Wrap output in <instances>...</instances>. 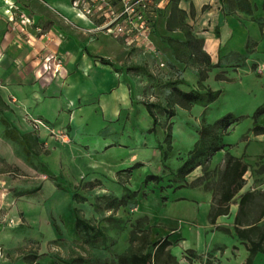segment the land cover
Wrapping results in <instances>:
<instances>
[{
	"label": "crops",
	"instance_id": "obj_1",
	"mask_svg": "<svg viewBox=\"0 0 264 264\" xmlns=\"http://www.w3.org/2000/svg\"><path fill=\"white\" fill-rule=\"evenodd\" d=\"M158 1L162 8L152 38L166 47V60L160 54L125 45L100 28L101 19L84 15L72 0H0V264H56L53 259L44 261V242L59 238L55 226L59 224L54 220L58 217L71 213L74 228L75 202L73 194L60 190L56 181L42 178L47 172L58 176L62 166L71 167L72 140L87 135L90 124L104 132L102 146L116 142L132 145L139 130L123 134L121 123L138 122V91L143 87L154 90L164 86L166 97L143 101L167 107L169 81L181 79L180 89L202 91L221 90L213 83L231 80L225 75L231 70L241 74L240 82L246 74L255 80L256 75L264 77V0ZM51 53L63 58L61 73L41 77L44 58ZM161 60L166 63L163 71L180 73V77H160ZM134 67L147 72L143 75ZM198 107L194 104L190 110ZM145 111L151 120L146 132L154 138L157 130L149 131L153 118L146 107ZM35 120L44 125H35ZM69 138L71 141H66ZM256 143L260 147L252 154L249 148ZM245 146V159H256L264 152V134L251 131ZM64 151L68 153L61 158ZM220 152L230 153L228 149ZM135 163L143 165L140 159ZM101 164L106 163L90 162L88 168L97 169ZM94 179L88 185L99 183L100 178ZM245 193L244 185L229 202L228 212L218 215L214 223L209 214L219 195L215 202L212 195H201L196 210L205 217L202 223L191 221L190 237L156 219L151 225L172 244L182 240L176 247L191 251L188 264H245L247 241L235 232L236 226L246 229L252 222L246 223V204L240 209ZM175 200L189 202L184 194ZM263 221L264 216L253 239L263 232ZM176 234L179 238L170 237ZM224 237L232 240L225 243Z\"/></svg>",
	"mask_w": 264,
	"mask_h": 264
},
{
	"label": "rangeland",
	"instance_id": "obj_2",
	"mask_svg": "<svg viewBox=\"0 0 264 264\" xmlns=\"http://www.w3.org/2000/svg\"><path fill=\"white\" fill-rule=\"evenodd\" d=\"M157 42L155 44L158 46L160 55L166 60V47L161 45V41ZM225 75L231 80L214 81L213 83L216 89L222 90V94L211 103V107L200 105L201 107L197 110L188 111L177 107L174 109L175 114L171 116L165 115L163 110L156 109L160 124L156 127L157 135L154 138L152 134L146 132V128L151 126V120L147 116L143 100H151L152 97L161 99L166 97L164 86L154 90L144 87L140 89L138 91V95L141 96L138 122L126 120L121 123L123 134L129 133L131 129L134 132L138 128L139 136L134 139L133 146L117 142L102 146L101 133L104 132H100L98 126L94 124L88 127L87 135L72 140V152L69 151L72 165L69 169L62 166L57 172L61 178L54 181L58 186L67 188L65 191L71 194L77 188L80 195L78 200L74 201L75 206L85 219L101 228L108 239L104 241L94 232L79 233L75 222L72 229L71 213H67L63 218L54 219L59 224L60 232L56 230L60 234L58 239L48 241L46 244L44 242V247L47 248V252L44 249L43 253L44 261L53 259L56 264H64L62 260L82 256L86 260L103 264L106 259L112 258L115 254L126 253L130 249L144 252L149 248L154 251L149 241L155 242L163 237V234L156 232L155 226L151 225L153 219L175 226L181 229L179 231L182 236L190 237L188 230L192 220L202 223L205 217L202 212L196 210L197 204L202 202L200 196L212 195V202H215L214 199L219 195L218 180L224 167L225 157L223 156L225 154L218 151L207 166H198L187 175L185 186L187 189L183 187L173 189L176 181L172 174L164 169L163 162L159 160L157 144L162 143L163 151L167 153L165 163L175 171L184 162L198 138L202 120L213 123L228 112H233L235 115L246 114V117L239 123L230 126L223 141L228 144L226 146L228 151L232 155L240 156L247 165L245 188L246 191H253L255 196L246 205V223L258 217L264 205V161L262 159L264 152L256 159L246 160L245 145L254 125L252 114L259 105L264 103V77L256 75L255 80L252 79L253 75L246 74L245 79L240 82L241 74L234 70ZM206 83L209 84L211 81H206ZM167 124L171 127V149L167 146ZM261 124H264V119ZM126 140L129 142V139ZM66 141L71 140L69 138ZM259 147L260 145L256 143L249 148V151L253 154ZM227 149L224 148L225 151ZM66 153L68 152L64 151L60 157L65 158ZM132 158L134 162H131ZM137 159L142 160L143 165L135 167ZM101 160L106 164H101L102 166L97 169L88 168L90 162L93 164ZM149 173L162 174L163 181L157 185L152 182L144 183V178ZM97 178H100L98 185L91 188L88 182L93 179L97 180ZM42 179H49V176H43ZM123 184L133 191H139L138 201L136 205L120 207L111 212L113 200L121 198L124 193ZM182 194L189 199V202L175 200ZM165 195L169 197V200L168 198L166 201L162 200ZM72 217L74 218L73 214ZM261 226V228L264 227V221ZM257 234L258 231L253 237L256 238ZM179 236L178 234L170 235L176 239ZM231 240L228 237L223 239L225 243H230ZM181 241L176 240L169 249L178 264H188L190 260L181 250L182 247L180 250L176 247L181 244ZM260 253L254 258L253 264H264V253Z\"/></svg>",
	"mask_w": 264,
	"mask_h": 264
},
{
	"label": "trees",
	"instance_id": "obj_3",
	"mask_svg": "<svg viewBox=\"0 0 264 264\" xmlns=\"http://www.w3.org/2000/svg\"><path fill=\"white\" fill-rule=\"evenodd\" d=\"M160 13L161 9H158L157 15ZM154 28L155 24L153 25V30ZM104 62L109 63L105 60ZM133 69L142 70L143 73L147 72L142 67H134ZM181 82V79L174 80L173 82H167L171 87L169 92L170 101H168L167 107H162L155 102L143 101L144 106L153 118V127L150 128L149 131H155L156 127L159 125L156 109L163 110L167 112L169 116H171L174 115L175 112L174 109L168 107H174L175 105H178L179 107L186 110H190L194 104L208 107L209 104L216 101L221 94V90H213L211 88H204L202 91H184L178 87V84ZM262 116H264V103L259 105L252 114L254 125L251 128V131L256 135L264 134V126L258 123ZM245 117V115H235L231 112H228L213 123H209L203 119L200 130L198 131V139L195 141L192 149L188 152L184 162L175 171H173L165 163L167 153L163 151V145L158 144V148L162 153L163 167L172 174L174 181H176L173 189L185 187L187 185V175L193 172L198 166H207V164L212 160L213 156L228 145L223 142V138L229 132L230 126L232 124L239 123ZM166 127L168 128V132L166 133V136L168 137L167 146L170 148V124H167ZM224 161V167L218 180L219 197L217 198V202L212 207V210L209 214L211 223L215 222V219L218 215L226 214L228 212L229 202L246 183L245 174L247 172V165L242 161V158L236 157L231 153L226 152ZM134 166H141V163H136ZM47 174L53 180L61 178L60 176H56L51 172H47ZM162 181V174L149 173L144 178V183L146 184L152 182L154 185H157ZM97 185V181L91 182L89 184L91 188H95ZM122 186L124 193L121 198L113 200L110 208L111 212L118 210L120 207L136 205L138 201L137 195L139 191H133L124 184ZM58 188L67 190L65 187L58 186ZM79 195L80 194L78 193L77 188H75V192L73 193L74 201L78 200ZM254 196L255 194L253 191H246V193L241 197L240 209H242L245 204L247 205V203ZM162 200L166 201L167 196H163ZM263 216L264 205L258 217L249 224L250 226L246 227V229H241L238 226L235 228V232L239 238L247 241L246 247L248 250V256L246 258L245 264H253L256 255L259 252H264V230L260 233L258 239L252 238V234L259 230L257 223ZM74 219L75 227L79 233L82 234V232H94L95 234L100 235L104 241L108 239L103 230L85 219L76 206L74 207ZM236 222L239 223L238 218H236ZM55 226L60 232L59 226ZM149 243L152 247H154V251L149 248L144 252H136L130 249L126 253L115 254L112 258L106 259L103 264H178L175 256L170 252L169 247L172 245V242L169 240L168 236L161 237L155 242L149 241ZM187 254L189 255V258L192 259L190 250H188ZM62 262L64 264H99L98 261L86 260L82 256L71 257L67 260H62Z\"/></svg>",
	"mask_w": 264,
	"mask_h": 264
},
{
	"label": "built area",
	"instance_id": "obj_4",
	"mask_svg": "<svg viewBox=\"0 0 264 264\" xmlns=\"http://www.w3.org/2000/svg\"><path fill=\"white\" fill-rule=\"evenodd\" d=\"M74 7L88 17L103 21L100 28L120 38L123 43L144 52H151L159 56L160 52L155 45L153 25L157 17V10L162 8L158 0H72ZM164 61L158 62L157 74L163 78L180 77L175 72L169 75L164 68ZM63 68V58L57 53L48 54L43 61V71L40 76H58ZM35 125H44L41 120H35ZM12 222V221H11ZM186 251V250H184ZM185 256L191 261L187 252Z\"/></svg>",
	"mask_w": 264,
	"mask_h": 264
}]
</instances>
